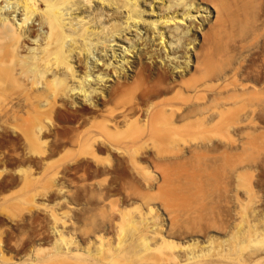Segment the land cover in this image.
I'll use <instances>...</instances> for the list:
<instances>
[{
    "label": "rangeland",
    "instance_id": "rangeland-1",
    "mask_svg": "<svg viewBox=\"0 0 264 264\" xmlns=\"http://www.w3.org/2000/svg\"><path fill=\"white\" fill-rule=\"evenodd\" d=\"M72 1L85 4L76 13L79 16L93 17L103 8L107 15L101 22L94 19L92 27L99 31L107 26L100 32L103 41L113 31L116 35L106 41L107 45L114 41L112 51L110 46L102 50L100 44L92 56L76 53L73 57L78 77L90 75L89 85L97 87L93 100L78 92V80L68 77L74 88L68 86L69 96L56 101L53 114L34 112L38 94L43 97L51 92L48 99L52 100L58 84L51 83L49 89L51 84L44 78L46 83L33 77L22 82L29 54L23 53L25 61L13 58L7 49L10 39V43L0 41V53L19 64L12 65L15 70L0 69V249L4 251L0 264H43V258L36 262L39 257L54 256L64 246L83 256L73 258L74 254L71 264L96 257L110 264L112 257L108 262L110 256L102 255L118 243L124 216L140 220L141 212L156 222L160 235L152 242L155 253L147 254L149 264H166L165 256L170 254L178 255L180 264H264V236L260 234H264V0H193L205 12L188 21L192 27L187 40L193 42L191 55L204 53L202 73L192 69V56L184 73L176 72L172 64L149 60L137 41L140 36L147 41L152 36L148 46L159 47L158 35L146 23L139 30H123L126 13L115 7L121 1L90 0L89 6L84 3L87 0ZM166 1L141 0L144 17L157 19ZM213 3L224 10L219 20L228 24L226 30L222 20L219 28ZM32 22L38 29V21ZM217 28L229 37L220 38L217 33L224 37L223 31ZM132 43L138 45L126 56L128 66L117 69L120 72L94 64L98 60L119 64L117 59ZM25 47L34 46L26 42ZM163 71H170L171 78L159 83L156 73ZM99 74L107 75L104 83L95 79ZM173 79L190 87L169 89ZM40 80L43 83H35ZM155 84L161 92L152 93L149 100L142 98L145 87ZM197 85L201 87L193 90ZM29 95L34 101L26 98ZM120 112L127 114V123L118 118ZM40 117L45 118L43 125L37 121ZM112 121H119V126ZM37 122L44 131L40 143L27 136ZM56 228L62 230V237L55 234ZM253 229L262 238L255 239ZM246 234L254 243L245 242ZM131 243L133 251L132 246L124 248L120 259L125 254L135 259V250L140 253L141 246ZM140 256L147 258L143 253ZM188 256L201 257L202 262H184ZM120 259L113 263L127 262Z\"/></svg>",
    "mask_w": 264,
    "mask_h": 264
},
{
    "label": "bare ground",
    "instance_id": "bare-ground-1",
    "mask_svg": "<svg viewBox=\"0 0 264 264\" xmlns=\"http://www.w3.org/2000/svg\"><path fill=\"white\" fill-rule=\"evenodd\" d=\"M98 1H100V0H98ZM101 1H103V0H101ZM119 1H121V4L117 3L118 5L115 6V7H117L118 10L119 9L123 10V12L126 13L125 14L124 23L122 24V26H124V27H122L123 30H132L133 28L135 30V29H138L140 24L144 25V23H146V26L148 24V26H150V28H152V30H154V32L158 35L157 37L159 39L158 40L159 42L157 43V45H159L160 48L158 46H156V44H153V45L151 44L150 46H148L150 44L148 42L151 41L152 36H151V38H147L148 40L150 39L149 41L145 40L146 38L145 37H141V36H140V38L137 41V43H140V45L143 46L144 50H146V54L148 55V59L149 60L154 61V60L158 59V60L162 61V63L165 66L166 65L168 66V64L169 65L172 64L171 68L175 69L176 72L180 71V72L184 73L186 71V69H189V68H187V66L190 65V58H191L190 56H192V58H193V62L191 63L192 69H195L196 70V71L194 70L195 72L200 71L198 73H202L203 69L205 68L203 66L204 65L206 66V63L204 64V61H203L204 57L202 56V55H204V53L201 55L200 52L199 53L197 52V54L196 53L193 54L194 56L190 54L191 52L189 50H191V48H192L191 46H193L191 44L193 42L190 41V40H187L188 39L187 35L190 34V32H191L190 29L192 27L191 24L188 25V21L189 20H191V21L195 20L197 18V16H198L197 14L199 12H203L204 13L205 10H202V9L197 8L196 6H194L195 3H193L194 2L193 0H171V1L169 0V1H166L167 3H164V5H163L164 7L163 8L165 10L164 9H163L164 11L162 10L163 11L162 14L157 19L148 20V19H146L144 17L146 15V13H145L146 11L142 7L141 0H119ZM72 2H73L72 0H0V41H2V43H3V41L5 42V40H6V42H9L8 39H10L11 44H10V46L9 45L7 46V49L9 47L8 50H10L13 58L22 59V58H24V55H25L23 53H26L27 57H28V54H29V57H30L29 67L27 66L28 68H27V72H26L27 76H25V75L23 76L22 74H21L22 76H20V79L22 80V82L25 81V80L28 81L30 78L33 77L34 79L41 78L42 81L46 80L48 85H50L51 83L53 85L55 83H56V85L58 84L57 85L58 87L56 85H54V86L57 87V89L54 88V93H53V96L51 97L52 100L48 99L51 96V92L50 91H49L50 93H47L48 96L44 95L47 98H45L43 96V93L40 94L43 97H40L39 94H38L39 99L38 100L36 99L35 102L38 101L36 103L39 104V105H36L35 103L33 104V105H35L38 108L34 109L35 106L32 107V108L35 110L34 112H40V114H42L41 112L49 113V114L52 113L53 114V111H54L53 109H55L54 105L56 104L55 107L57 106L56 101H58V99H62L61 97H63V96L66 97L69 94L67 89L71 90V89H69L70 87L74 88L72 86L74 84L68 83L70 78H71V80L73 79L74 82L78 80L77 83L79 82V85H80L78 87L79 88L78 92H80L81 95H83L86 99L93 98L94 94L96 93V90H97L96 88L97 87L93 88V87L90 86L91 84L89 85V83L91 81V76L90 75H85V76H82V77H78V70L74 66V64H72L73 61H74L73 57H74V55L76 53H79L78 56H85V54L92 56L94 50H97L96 47H99L100 44H102L100 46H103V49H102V47L100 48L102 50H104V47H106V46H110V49H111V47H113L112 45H114V43H113L114 41L113 40H112L113 42L111 41L113 44L112 43L111 44L109 43L110 45L106 44V41L108 39H110L111 37L116 36V35L113 36L114 31L111 32L112 33L111 35L109 34L110 38L107 35V37H108V38H106L107 40L103 41L105 38L102 39L100 32L101 31L102 32L106 31L107 29L106 30H104V29L107 28V26L104 25L105 28L102 27L101 30L99 29V31L96 28L92 27V24H93L92 22H94V19H97V20L99 19L100 22H101V18L104 17L105 15H107L106 13H104L105 11L104 12L102 11L103 8L100 10V12L98 10V13L96 12V15H94L93 17H90L91 14L87 15V16H82V15L79 16L76 13L79 12L80 6L83 5V7H84L85 4H83V2H80V1L79 2L77 1L76 3H74V2L72 3ZM88 2L90 3L91 1L87 0V2H84V3H87L86 6H89V5L92 4V3H90L88 5ZM213 2L215 3V1H213ZM214 3H213V5L211 4L210 6L217 13V18L219 20V15H221L224 10H222V8L220 6H219V8L216 7V4L214 5ZM105 4H107V3H105ZM218 9L219 10L221 9L222 12L218 11ZM179 11H181V14H178ZM106 12H108V11H106ZM19 13H21V15ZM17 14L20 15L21 17L18 18L19 16ZM223 16H225V15H222L221 17H223ZM111 17H113V16H111ZM34 19L36 21H38V24H36L39 27L38 29H36V27L33 26L34 22H32V21H35ZM104 20H105V18H104ZM221 20L224 23V20L223 19H221ZM221 20L217 21V22H219L218 23L219 24V28H220V25L221 26L223 25V24H220ZM237 20H239V19H237ZM120 26H121V24H120ZM226 26H228V24L226 23V25H225V23H224V29L223 28H221V29L217 28V30L219 29L218 32H221L223 30H226V28H229V26L228 27H226ZM212 27H214V26H212ZM40 30L43 31V32L41 31L43 35L41 34ZM119 31H121V30L119 29ZM213 31H216V30H213ZM227 32H228V30L226 31V34H227ZM139 33H141V32L139 31ZM216 33H214L213 35H215V36L218 35L220 38L229 37V36H226V35L224 36V31L222 33H220L224 37H221V35H219V33H217V35H216ZM228 34H230V33H228ZM104 36H106V35H104ZM153 38H155V37L153 36ZM108 41H110V40H108ZM26 42H31V45H33L34 47H30V48H28L26 50V47H25L26 46ZM133 43H132V45H130V47H127V48L125 47L124 48V50L122 52L123 55L119 56V58H120L119 60L117 59L118 56H117L116 52L113 51L114 54L112 53L113 54L112 57L116 58L117 61L119 62V64H115L114 63L115 64V66H114L113 62L112 63H108V62L105 63V61L103 62L102 60H101L102 63L98 62L99 60L98 61L96 60L97 62H95L94 64L100 65L105 70H108V68H109V70L111 69V71H113V72H115L117 69L119 70L120 68H121L120 70H123L124 66H128L127 64H129V62H130V59L128 60V58H126V56H130L132 54L133 50H134L133 48H135V46L138 45V44L136 45V43L135 44H133ZM1 46H5V45L1 44ZM162 49H163V51H162ZM107 50H109V49H107ZM111 51H112V49H111ZM0 52H3V51H0ZM104 52H106V50ZM80 54H82V55H80ZM88 58H91V57L88 56ZM12 61H15V60L9 59L6 54L0 53V69H2L3 66H6V67L8 66V67L11 68V67H13L12 65L15 64V63H17V65H19L18 62H12ZM23 61H25V60H23ZM184 63H185V65H184ZM85 64L88 65L87 62ZM15 66L13 67V69L15 68ZM22 70H24V69L22 68L21 72H22ZM118 70H117V72H120ZM25 71H26V69H25ZM8 72H9V70H8ZM21 72H19V73H21ZM86 73H88V72L86 71ZM9 74H12V73H9ZM101 74L96 75L95 79H97L98 82H100V83L101 82L104 83V81L107 80L104 77V75H106V74H104V75H101ZM156 75H157V77L159 79L158 80L159 83L164 82L163 80L166 79V78L167 79L171 78V72L170 71L169 72L168 71H163L162 73H159V74L156 73ZM89 76H90V78H89ZM68 77H69V80L67 79ZM43 78L45 80H43ZM1 79H3V78H1ZM234 79H235V77H234ZM31 80H29V81H31ZM46 81L44 83H46ZM38 82H41V80L37 81V82L35 81L36 84H40ZM177 82L178 81H176V80L174 81V79L172 81H170V83L168 82V84H169L168 88L171 89V88L177 86L182 91L184 89V86L190 87V85L187 86L186 83H184L182 81H180V83L179 82L177 83ZM2 83H4V82H2ZM41 83H43V82H41ZM52 84L50 85V88H49L48 85H47L48 87L46 85L45 86L47 88H49V89H52L53 88ZM42 85L44 86V84H42ZM166 85H167V83H166ZM227 85H225V86H227ZM68 86H70V87L68 88ZM193 86L191 87L192 89H193ZM200 87H201V85L200 86L197 85L196 87H194L193 90L196 91ZM145 88L146 89L142 93L141 97L145 98V99H148V100H149V98H150L152 93H158L159 91L161 92V86L159 84H155L152 87H148L147 86ZM206 88H208V87H206ZM166 89H167V87H166ZM185 90H186V88H185ZM187 90H188V88H187ZM4 91H6V90H4ZM189 91L190 90H188L187 92H189ZM97 94H98V92H97ZM30 96L31 95L26 96V98L30 97ZM35 97L38 98L37 96H35ZM30 98H31V100H33L32 98H34V96L30 97ZM230 98H232V97L230 96ZM220 99H222V97ZM91 100H93V99H91ZM0 102H2V101H0ZM30 103H33V102H30ZM31 106H30V108H31ZM166 108L167 107H165V109ZM168 108L170 110V107H168ZM147 110L144 109L145 113L147 112ZM199 111H200V109H199ZM121 112L118 113V114H121L118 118H122V120H124V122H126L128 120V119H126L127 114L124 113L125 111L123 113H121ZM174 112H175V110H174ZM0 114H2V113H0ZM161 115H165V114L162 113ZM166 116H168V115H165V119L167 118ZM170 116H171V114H170ZM113 118H115V117H113ZM44 119L45 118H41L40 117L37 121L40 124H42L44 121H41V120H44ZM166 120H168V119H166ZM115 121H117V120L115 119ZM38 122H37V124L39 125ZM170 122H172V120ZM170 122H168V123H170ZM112 123H114V121H112ZM112 123L110 125H113ZM116 123H114V124H116ZM34 124H36V122H34ZM117 124L119 126V121H118ZM167 124L165 123V125H167ZM31 125H33V124H31ZM38 125L32 126V128L27 131V133H28L27 136L30 137L32 141L40 143V141H41V137L40 136L43 134L44 131H43V128L41 127L43 124L39 125V126ZM171 125H173V123L170 124V127H172ZM168 126H169V124H168ZM170 127L166 128V129H169ZM140 216H141L140 220H138L137 218H135L132 215H129V216H126V217L124 216V219L122 217L123 224L125 225V228L128 229V230H126L125 228H124V231L122 230V232L120 230L121 234H119V237H120V235H121V237H120L118 243L116 244L117 247L115 246V248H114L112 246L113 248H111V246H109V247H107V250L104 249L106 252H108L107 254L103 250L104 253H103L102 256H104V257L105 256L107 257L108 255L110 256L109 258L107 257L109 259L108 262L111 261V257L113 259L111 261L112 264L115 263V262L113 263V261L115 259L119 260L120 258H122L121 256H124V255H122L121 253H123L124 248L127 249L128 246H132V245H130V243H131L130 241L133 240L132 241L133 245L135 243V244H138L137 246L135 245L136 247H138L139 245L141 246V248H139L140 246L138 247L139 250L141 249L140 253H139V251L137 252L135 250V248H134V250L136 252L135 259L131 258L132 256L130 257L129 254H125V257L123 259H120V260L127 261V259H125V258L126 257L127 258L130 257L129 259L131 261H133V263H134V260H135L134 264H149L147 262V260H150L151 258H149V256H148L149 254L148 253H150V254H151V252L155 253L154 250L156 249L154 247L155 245L152 244V242H154L156 237H158L160 235H158L159 232H157L158 226H157L156 222L151 220L149 215L141 212ZM123 227L120 226L119 228L123 229ZM127 231L131 232L132 234L128 233L129 234V236H128ZM255 231H256V229L253 231L254 233L252 234L253 237L255 235V239L258 236H260V237H261V235L264 236V234H262V232L260 233L261 235L258 234V229L256 231L258 235L255 234ZM55 234H57L58 237L59 236L62 237L63 233H62V230L60 231V230L57 229ZM246 235H248V234H246ZM252 236L250 237L248 235L247 236L248 239L247 240L244 239L245 242H248L249 240H251L252 242L255 241V239H253ZM64 241H65V239H64ZM152 245H154V246L152 247ZM131 249L133 251V246H132ZM51 250L52 249H50V251ZM71 251L72 250L70 248H68L67 246L66 247L64 246L63 248L60 247L59 250L57 249L58 253L54 254V256H52V253H51L50 255L48 254L49 256H47L45 254L47 257H44V256L43 257H39L41 255L38 254L36 258L39 257L40 260H37L36 262L41 261V258H43L44 259L43 260L44 261L43 264H57L59 262L60 263H64L65 262V264L66 263L67 264H71L72 261L70 260V258L72 259V256H74V254H75L74 251H73V253ZM157 251H159V250H157ZM3 252L4 251H2L0 249L1 255H3ZM51 252L55 253V251H51ZM142 253H143L144 256L146 255L147 258L143 259L140 256V254H142ZM81 254H82V252H81ZM119 254H120V256H119ZM159 254L160 253H158V255ZM76 256H79L78 258H80V256H82V255H80V252H77L73 258H77ZM90 256H92V255H90ZM160 256L164 257L165 254H164V256L163 255H160ZM115 257H117V258H115ZM177 257H178V255H177ZM177 257L175 255H171V254L168 255V256H165V259H164L166 261L165 263L166 264H180L181 260H179V258H177ZM93 259H95L94 261L99 262V264H100V262L104 263V264H108L106 262V260H107L106 258H105L106 260L104 259L105 261L103 260L104 262H102L101 258L100 259L98 258L101 261L96 260L97 257L93 258ZM129 259L127 261L128 263H129ZM79 260H81V259H79ZM87 260H88L87 258L84 259L85 262ZM82 261L83 260H81V263L84 264L83 263L84 261L83 262ZM94 261L92 263H94ZM115 261L117 262V260H115ZM131 261H130V264H133ZM185 261H187V262H196V263L202 262L201 257H198V256L197 257L196 256H192V257L188 256V257H186L184 259V262ZM229 261L231 263V262H234L235 260L231 261L229 259ZM77 262H78V259H77ZM91 262H89V260H88V263L86 262V264H89V263L91 264ZM127 262H124V263L127 264ZM240 262L242 263L241 260H240ZM39 263H41V262H39ZM79 263H80V261H79ZM154 263L157 264L156 262H154ZM150 264H153V262L150 263ZM184 264H188V263H184Z\"/></svg>",
    "mask_w": 264,
    "mask_h": 264
}]
</instances>
